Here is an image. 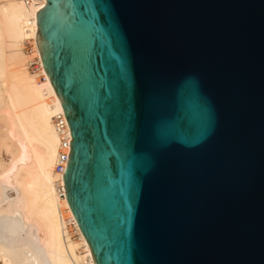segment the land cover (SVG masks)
Returning <instances> with one entry per match:
<instances>
[{"label":"water","instance_id":"95a60500","mask_svg":"<svg viewBox=\"0 0 264 264\" xmlns=\"http://www.w3.org/2000/svg\"><path fill=\"white\" fill-rule=\"evenodd\" d=\"M47 1L96 264H264V0Z\"/></svg>","mask_w":264,"mask_h":264},{"label":"bare ground","instance_id":"6f19581e","mask_svg":"<svg viewBox=\"0 0 264 264\" xmlns=\"http://www.w3.org/2000/svg\"><path fill=\"white\" fill-rule=\"evenodd\" d=\"M47 2L0 0V264H96L60 196L54 117L65 109L37 43Z\"/></svg>","mask_w":264,"mask_h":264},{"label":"built area","instance_id":"2783aa9c","mask_svg":"<svg viewBox=\"0 0 264 264\" xmlns=\"http://www.w3.org/2000/svg\"><path fill=\"white\" fill-rule=\"evenodd\" d=\"M37 66V61L33 60L31 67L34 68ZM54 123L56 126V129L60 135L61 142L59 147V154H58V163H57V171L64 174L68 159L71 154V141L73 139L71 134V128L67 119V116L65 112H61L57 116L54 117ZM60 190V196L66 197V190L65 187L61 186Z\"/></svg>","mask_w":264,"mask_h":264}]
</instances>
